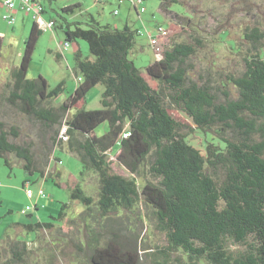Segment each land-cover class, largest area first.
Masks as SVG:
<instances>
[{
	"label": "trees",
	"instance_id": "16d2710c",
	"mask_svg": "<svg viewBox=\"0 0 264 264\" xmlns=\"http://www.w3.org/2000/svg\"><path fill=\"white\" fill-rule=\"evenodd\" d=\"M160 2L164 13L178 3ZM133 7L140 16L139 7ZM78 8L80 4L67 5L61 11L55 9L53 16L55 28L63 30L66 42L83 39L89 44L90 55L83 56L81 49L75 52L76 75L80 73L77 77L81 79L71 96L55 104L63 82L51 88L42 75L27 76L44 32L35 22L9 83V102L54 128L55 149L66 143L83 162L82 174L91 170L99 176L97 199L77 183L71 199L85 208L68 218L69 204L65 202L53 219L84 232L87 238L76 243V248L81 252L87 247L90 264H140L146 249L153 257L151 264H201L202 260L209 264H264V31L253 27L246 34L253 50L244 58L245 70L229 75L238 95L223 90L221 97L214 85L200 83L189 74L193 69L189 61L201 45L199 38L171 47L163 44L161 56L143 71L129 56L141 29L128 22L117 28L92 14L86 21H70L65 13L73 14ZM2 46L0 36V55ZM143 72L156 83L149 82ZM98 84L104 86L103 107L77 108ZM173 105L196 126L185 131V125L170 111ZM106 121L108 129L98 135L97 127ZM6 127L0 120V157L5 164L12 168L11 153L24 161L27 172L38 171L44 178L52 175L51 161H62L54 157L55 149L51 159L46 154L42 165L30 145L11 141L10 136L18 133L14 127ZM195 129L216 135L222 143L209 141L204 154L188 140ZM111 151L129 175L113 172ZM146 167L152 179L145 178ZM142 175L144 182L138 181ZM142 204L149 209L147 216L141 211ZM124 212L133 214L134 222L153 220L166 245L152 251L137 234L133 238L125 235L120 227ZM17 225L47 231L56 226L53 221ZM64 227L57 228L65 234ZM11 243L13 257L8 261L0 244V264L25 261L27 242L17 239Z\"/></svg>",
	"mask_w": 264,
	"mask_h": 264
},
{
	"label": "rangeland",
	"instance_id": "374dc122",
	"mask_svg": "<svg viewBox=\"0 0 264 264\" xmlns=\"http://www.w3.org/2000/svg\"><path fill=\"white\" fill-rule=\"evenodd\" d=\"M41 1L47 8L46 16L56 15L55 9L61 11L64 6L80 4L75 13H65L70 21H86L92 14L101 23L123 28L128 22L133 28L141 29L144 33L137 34V43L129 56L143 71L145 66L161 56L150 45V35L156 36L159 33L157 25H162L168 30V34L161 40L166 47H171L176 42H195L194 38H199L201 45L189 61L193 65V69L189 71L190 76L200 83L208 81L217 88L219 94L220 91L230 90L234 97L238 93L235 85L230 82L229 75H240L245 70L244 58L251 55L253 50L246 34L253 27L264 31V0H177L178 3H173L168 13L162 11L160 0H143L139 9L141 6L146 9L140 16L133 6L130 7V0L121 3L120 0H53L52 3L50 0ZM115 10L119 13L116 14ZM4 12V8L0 9V36L3 41L0 55V120L6 124V128L16 129L18 136L11 135V141L24 146L30 145L37 160L44 165L46 154L50 158L55 149L52 144L54 128L24 114L8 100L11 71L21 63L25 40L33 19L28 16L24 20L22 13H19L16 22L9 23L4 18ZM18 12L19 10L16 11ZM54 32L45 31L39 37L27 76L36 78L42 75L51 88L63 82V91L54 101L58 104L70 97L78 85L77 76H80V73L76 75L75 51L79 49V45L77 41L70 42V47L64 51V55L58 57V46L65 42V37L61 28H56ZM78 42L81 44L83 56L90 55L88 42L83 39ZM143 75L149 82L156 83L146 72H143ZM103 90L104 86L101 84L92 88L86 101L78 103L77 108H102ZM220 96L223 97L221 94ZM170 111L185 125V131L189 130L188 126H196L192 119L176 106L173 105ZM108 126L107 121L102 123L96 129L97 134L102 135ZM188 140L204 154L209 141L222 143L216 135H207L201 129H195L188 136ZM53 155L60 158L62 163L53 159L50 163L52 175L47 178L38 171L27 172L23 167L24 161L14 154H8L12 168L0 157V244L7 261L13 257L12 240L20 239L27 242L28 252L25 261L16 264H90L87 247L81 252L76 248V243L86 240L84 232L69 228L68 224L53 218L58 215L61 205L65 202L69 204L66 208L68 218L77 216L85 208L79 201L71 199L72 188L77 183L81 184L87 194L97 199L100 191L99 176L91 170L82 174L83 162L69 151L66 143L61 149L56 147ZM109 160L113 172L129 175L128 170L116 159L115 152H110ZM144 173L147 180L152 179L148 167ZM138 181H145L143 175L138 177ZM27 186L34 191V199L39 190L44 189L45 193L41 195L37 208L35 200H31L27 195ZM23 210L26 212L23 213ZM141 211L146 216L149 213L144 204ZM122 219L121 222L124 223L120 227L128 237L133 238L137 234L145 240L143 243L146 246L152 247V251L166 245L164 234L155 228L153 220L145 219L142 223L137 219L134 222V215L125 212ZM37 221H53L56 226L47 231L31 230L17 225ZM60 225L67 226L63 229L65 234L58 230ZM126 226L134 227L135 230L130 232ZM141 256L140 264H151L153 257L148 249L142 251ZM201 264L209 263L202 260Z\"/></svg>",
	"mask_w": 264,
	"mask_h": 264
},
{
	"label": "built area",
	"instance_id": "2783aa9c",
	"mask_svg": "<svg viewBox=\"0 0 264 264\" xmlns=\"http://www.w3.org/2000/svg\"><path fill=\"white\" fill-rule=\"evenodd\" d=\"M5 8L6 13L4 14V18L9 23H14L17 20V14L16 11H22L28 15H30L35 23L40 25L44 30H53L56 27V21L53 18H47L45 16L46 7L40 0H2ZM143 3V0H133V5L138 6ZM145 7L141 6V12L145 11ZM115 13H118V10L115 11ZM158 35L153 36L150 35V45L152 48L158 52L161 53L163 49V43L161 42L162 37L166 36L168 34V30L163 27L159 26L158 28ZM141 34L143 31H140ZM67 43L65 44V48H67ZM81 78L79 77L78 80ZM64 139L67 140V136L64 135ZM62 163V161H60ZM26 192L28 197H32L34 195V191L27 186ZM44 189L41 188L39 190L38 195H44ZM23 213L26 211L23 210Z\"/></svg>",
	"mask_w": 264,
	"mask_h": 264
},
{
	"label": "crops",
	"instance_id": "0c3cea01",
	"mask_svg": "<svg viewBox=\"0 0 264 264\" xmlns=\"http://www.w3.org/2000/svg\"><path fill=\"white\" fill-rule=\"evenodd\" d=\"M41 1V0H40ZM53 1V0H52ZM52 1H51V3H52ZM124 0H120V3L121 2H123ZM131 2H130V7H132L133 6V0H130ZM42 2V1H41ZM4 8V10H5V12H4V14L6 13V9H5V6H4V4H3V2H2V0H0V9H3ZM47 9V8H46ZM116 11V10H115ZM114 11V12H115ZM19 13H22V19H27V17L29 16L30 17V15H28V14H26V13H24V12H22V11H19L18 13H16L17 15L19 14ZM24 13V14H23ZM118 13H119V11H118ZM118 13H116V14H118ZM46 16V15H45ZM53 16L54 15H48V16H46L47 18H53ZM81 21V20H80ZM127 21V20H126ZM34 22V21H33ZM33 24V23H32ZM114 26V25H113ZM114 27H117V26H114ZM117 28H120V27H117ZM56 30V28L55 29H53V33H55L54 31ZM45 31H49V30H44V32ZM67 43V45H68V47L67 48H65V44ZM77 43H78V45H79V49H81V44H80V42H78L77 41ZM70 47V42H64L63 44L62 43H60L59 44V46H58V54L59 55H61V57L64 55V51L66 50V49H68ZM77 51V50H76ZM75 51V52H76ZM31 200L32 199H34V195L30 198ZM40 199H41V196L39 197V195L36 197V199H34L35 200V206H37L38 207V202L40 201Z\"/></svg>",
	"mask_w": 264,
	"mask_h": 264
}]
</instances>
